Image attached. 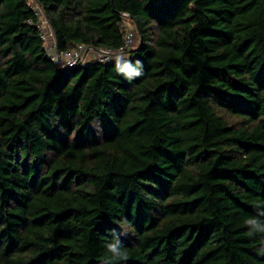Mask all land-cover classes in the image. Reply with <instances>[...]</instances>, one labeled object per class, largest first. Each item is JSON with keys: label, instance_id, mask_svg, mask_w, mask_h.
<instances>
[{"label": "trees", "instance_id": "trees-1", "mask_svg": "<svg viewBox=\"0 0 264 264\" xmlns=\"http://www.w3.org/2000/svg\"><path fill=\"white\" fill-rule=\"evenodd\" d=\"M29 2L0 0V264H105L116 236V264H264V0H39L60 51L120 49L127 13L133 81L59 68Z\"/></svg>", "mask_w": 264, "mask_h": 264}, {"label": "built area", "instance_id": "built-area-1", "mask_svg": "<svg viewBox=\"0 0 264 264\" xmlns=\"http://www.w3.org/2000/svg\"><path fill=\"white\" fill-rule=\"evenodd\" d=\"M29 3L37 17L36 23L40 28L46 52L59 68L69 69L83 67L96 61L101 63H112L114 62L110 59L112 56L117 53H124L127 56V50L133 47L134 39L137 35L136 26L133 21L129 19V15L123 13L122 15L125 17L124 26L126 27V33L125 44L120 49L106 46L94 47L85 43H79L71 49L60 51L55 30L39 0H30Z\"/></svg>", "mask_w": 264, "mask_h": 264}, {"label": "clouds", "instance_id": "clouds-1", "mask_svg": "<svg viewBox=\"0 0 264 264\" xmlns=\"http://www.w3.org/2000/svg\"><path fill=\"white\" fill-rule=\"evenodd\" d=\"M110 59L114 61L116 72L128 81H133L144 75L143 62L140 60H136L133 63L124 53H117ZM262 218H264V208L258 206L257 214L245 219L244 224L249 230L248 235L250 237H254L256 234H264V219ZM105 248L107 253L110 254V258L105 261V264H116L119 261H127V251L118 236L111 242L106 243ZM256 251L264 255V243Z\"/></svg>", "mask_w": 264, "mask_h": 264}, {"label": "rangeland", "instance_id": "rangeland-1", "mask_svg": "<svg viewBox=\"0 0 264 264\" xmlns=\"http://www.w3.org/2000/svg\"><path fill=\"white\" fill-rule=\"evenodd\" d=\"M138 43H139V37H138V35H136V37L134 39L133 46L135 47L136 45H138Z\"/></svg>", "mask_w": 264, "mask_h": 264}]
</instances>
